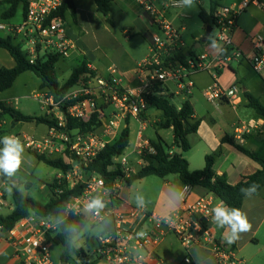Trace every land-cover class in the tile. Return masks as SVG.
<instances>
[{"label":"built area","instance_id":"obj_1","mask_svg":"<svg viewBox=\"0 0 264 264\" xmlns=\"http://www.w3.org/2000/svg\"><path fill=\"white\" fill-rule=\"evenodd\" d=\"M66 1L27 0L26 15L20 25L0 24V30L19 37L30 64L48 54H59L67 59L76 49L74 40L67 33L64 19L57 15ZM136 1L158 28V33L152 35L150 55L139 66L138 85L123 86L122 76L116 67H110L108 77L86 74L88 80L70 90L59 102H55L52 95L44 101L50 110L54 108L59 111L57 126L51 128L49 136L42 140L25 137L23 141L39 154L48 151L54 154L56 144L63 148L57 152H68L65 156L73 167L66 172L60 171L58 184H65L69 189L84 184V189L68 202L65 216L92 224L108 221L113 225L111 232L98 238L96 254L99 261L106 264H148L156 257V249L162 241L168 235H174L187 250L192 246L211 247L218 264H243L237 248L215 236L211 215L215 204L212 197L204 196L192 201L191 186L185 185L180 208L165 217H158L145 206L131 207L128 211L123 209L120 190L126 186L127 179L136 175V166L143 167V159L156 153L145 134L147 126L140 120L149 108L147 96H190L195 88L193 77L200 73L211 76V83L202 91L209 104L219 106L222 101L235 102L242 96L243 90L238 85L229 88L221 86L219 74L229 68L233 61L243 60L244 53L234 47L238 18L250 6H263V0H240L237 7H218L214 13V27L218 31L216 41L220 46L219 54L212 57L206 53L194 56L187 54L185 60L178 57L179 52L186 48L182 31L164 13L167 8L184 7L181 0H168L161 7L156 6L154 0ZM253 46L254 54L249 62L254 72L264 79V38L255 37ZM87 67L91 70L90 66ZM167 83H173L175 91L166 86ZM71 101L74 103L63 111L61 105ZM94 115H97L99 126L92 132L75 130L68 134L60 130L66 126V117L87 122ZM131 117L139 121L140 128L132 152H124L116 158L122 177L112 186H107L98 175L85 179L86 168L128 127L126 121ZM254 129L256 125L251 122L238 129L236 136L242 140L243 134ZM133 156L136 159H132ZM59 191L62 193V190ZM96 197L102 198L105 204L98 215L85 210V206ZM6 205L4 193L0 191V209ZM58 221L63 220L57 216L31 214L9 231L0 227V241L12 247L13 257L21 264H55L51 249L56 245L54 239L60 231L61 223ZM185 262L192 263L190 258H186Z\"/></svg>","mask_w":264,"mask_h":264},{"label":"crops","instance_id":"obj_2","mask_svg":"<svg viewBox=\"0 0 264 264\" xmlns=\"http://www.w3.org/2000/svg\"><path fill=\"white\" fill-rule=\"evenodd\" d=\"M5 1L6 0H0V3H4L9 8V4H6ZM110 2L111 11L106 17L98 10V7L94 0H74L75 13L73 14L70 10H67L63 18L67 25V33L71 37V39L74 40V43L76 45V49L66 60L72 57L78 58L80 60L81 58H83L82 60H85L87 62V65L91 67V70L89 69V71L92 72L94 76L100 75L104 77H108L110 67H115L110 64L112 61H115L121 67V70H119L117 67L116 68L119 70V74L122 76V85L126 87L137 86V72L139 66L150 55L152 35L155 34H151L149 25L154 26V24L152 23L151 19L145 14L136 0H110ZM239 3L240 0H238L237 3L233 2L227 6L237 7ZM221 4L222 6L226 5L222 2ZM161 6H163V4L159 5V7ZM250 7L264 10V5H253ZM116 9L120 13L119 21H124L129 11H134V13H136L137 18L136 20H133L130 24H128L129 27H126V25L123 24L119 25L124 30V34L127 36V38H129L128 34H130V38L133 36H137L136 38H139L140 43L135 41L138 45H143L146 42V47L144 45V52L141 51L139 57L136 56L135 59H132L130 62L126 60L127 56L129 55V51L125 50L124 46L119 43L117 37L112 31L115 28L116 23L119 22L114 19V11ZM248 9L249 7L239 16L237 21V28L234 32V47L244 53V58L240 61H234L237 67H234L231 64L229 69L225 71L221 76V81L225 88H229L233 85H238L243 90L242 96L235 102L222 101L219 106L210 104L217 111V118H209L207 120V118L197 116L194 110V116L191 119V122H199L200 124L198 131L189 136V140L192 144L191 149L188 152L184 153V157L188 160L191 171L204 169L206 165V157L208 155H216L214 164L215 172L219 176L223 174L227 175L228 181L232 185H236L244 178L255 174L259 169V165L249 157L240 153L233 145L224 143L223 139L226 136H230L231 138L235 139L238 144H241L243 147L254 152H258L264 147V118L258 116L254 109L248 107V100L244 96L245 92L251 93L259 98L264 105V85L262 81H259L258 77L260 76L254 72L249 62V58L254 54L253 39L257 36H261L262 38H264V18L257 12L249 13ZM164 13L166 18L172 23L173 21H175V18H178L171 16L169 13H167L166 9H164ZM23 20L24 11L22 9L21 22L9 26L20 25ZM127 28H130L131 32L129 31L130 29ZM181 31H183V29ZM10 35H12V33H10ZM205 35L206 34H200L199 36L195 37L193 40V47L195 49H203L201 52H199L202 54L208 53L212 56L218 55L220 49L218 48L217 50H215L211 47V45H201L199 48H196V44L200 42ZM185 44L187 50L192 49V47H190L186 43V41ZM132 47L135 49V51L139 49L136 44ZM130 53L137 55L135 52ZM195 54L197 55V53ZM244 64L248 65L256 74L251 75V80H248L245 74H243L242 77L239 76V73L242 71V66ZM0 66H4L8 69L14 68L16 66V61L14 60V58L6 49L3 48H0ZM76 67L77 66H75L74 68ZM74 68H72V71ZM58 70H60V73H64L66 71V68L61 67L60 69H58L57 66V72ZM203 74H207L211 83V76L208 73ZM248 74L249 72L247 73V75ZM197 75H195L194 77H199V74ZM261 79L264 80L263 78ZM87 80V77L84 75L79 81V84L84 81L86 82ZM66 81H64L63 83L60 81V83L63 85ZM209 84H207L205 87H207ZM196 86L197 83L195 82V87ZM43 91L47 92L48 90L43 89ZM172 96L178 95L172 94ZM0 102L14 107L12 103L6 98H0ZM181 106L176 107L180 109ZM14 108L17 109V107ZM248 109H252L253 112H249ZM56 110L57 109L54 108L52 110L48 108L47 115H52V112ZM56 114L58 116L59 113ZM146 114L147 112L140 117V120L147 127H149L150 124L148 119L146 118ZM160 116L161 114L158 115L157 120H155L153 123L154 130V124L159 121ZM133 121L138 125L137 131L140 128V124L137 119L133 117L128 118L126 122L127 126L130 129V137ZM251 122L256 125V129H254L250 133L243 134V139L239 140L236 136L237 130L241 129V127ZM21 123L29 122H14L9 117L0 118L1 137L6 135L7 131H12L13 129L17 128V126H19ZM50 130L51 128H49V131ZM163 130H169L173 132L172 128ZM160 131L162 130H159L156 133L155 130V133L164 140L168 147H173L174 133L172 135V142L171 144H169L166 139L160 134ZM17 136L22 139V142H24L23 138L25 137L34 138L31 134L28 133L17 134ZM150 139L152 138H149V140ZM161 179L163 180L162 183L157 186H154L153 182H148L139 197H143L144 206L150 212L154 213L158 217H165L169 214L165 210L168 199H174L177 190L182 192L185 185L181 182L178 175H169ZM2 187H7V184L3 181ZM204 196L212 197L215 205L219 201H221L216 195L209 192L203 187H191L190 200L194 201ZM5 199L7 203V198ZM120 201L122 208L126 211H128L131 207L140 206L137 203V196H134L131 191V186H124L120 190ZM181 205L182 200L180 202L179 208ZM242 211L247 215L249 222L252 224V228L250 231L242 233L240 239L236 242L238 257L242 260L243 264H264V187L258 194L246 196L244 198ZM111 227H113L112 224ZM224 231L225 229L219 228L214 224V232L217 239L224 240ZM8 250L10 251V253L7 257ZM155 255L156 257L152 259L148 264H187L185 262L186 258L191 259V264H218L211 247L192 246L189 250H187L174 235H168L162 241L160 246L156 249ZM0 264H21L19 260L13 257L12 247H10L4 241H0Z\"/></svg>","mask_w":264,"mask_h":264},{"label":"trees","instance_id":"obj_3","mask_svg":"<svg viewBox=\"0 0 264 264\" xmlns=\"http://www.w3.org/2000/svg\"><path fill=\"white\" fill-rule=\"evenodd\" d=\"M98 10L104 15L108 16L111 11L110 0H94ZM6 4H9V8L4 12L5 19L14 18L19 8L24 11V17L27 11V0H6ZM211 11L207 13L201 9L199 17L207 28L215 25L214 13L220 6L221 0H210ZM67 10L75 13L74 0H67L64 6L59 10L57 15L64 18ZM16 37L12 35L1 36L0 35V48L6 49L10 55L16 61L14 68L8 69L4 66H0V91H6L13 87L14 83L22 74L32 72L42 80L41 90L47 89L49 94L55 99V102H59L70 90L79 84L81 78L86 74L93 73L89 71L87 62L85 60L80 61L78 66L73 69L69 79L62 85L59 81L57 72V64L64 60L59 54H48L42 58L37 59L34 64H30L27 53L23 50V44L16 42ZM187 54L191 56L196 55L192 49L186 48L179 52L178 57L181 60H185ZM244 96L248 100V107L255 110L256 114L264 118V105L259 98L251 93L245 92ZM149 108H154L161 112L159 121L154 124L156 133L163 129H173L174 133V149L168 147L164 140L156 134V138L150 139V144L155 148L156 153L154 155L146 156L143 167L139 168L136 175L126 180V186H131L136 180H141L149 176H157L164 178L169 175H178L181 182L184 185L195 187H203L209 192L216 195L221 201L230 207L239 208L242 210V204L246 197L241 189H246L252 184L258 185L255 193L258 194L264 187V147L254 152L238 144L235 139L230 136H226L223 139L224 143H229L236 147V149L243 155L249 157L259 165L258 171L244 178L236 185L230 184L227 175H217L214 170V164L216 155H208L206 157V165L202 170L191 171L188 160L184 157V153L188 152L192 144L189 140V136L198 131L199 122L192 123L191 119L194 116V108L189 102L185 100L181 108L178 109L173 105L166 97L147 96ZM74 101L61 105L63 111ZM0 118L9 117L14 122H35L37 124H45L49 128L56 125V119H51L47 116H29L20 112L18 109L8 106L3 102H0ZM99 126L97 121V115H94L91 120L84 122L80 119L66 117V126L60 130L64 133L70 134L71 131H79L82 133L92 132ZM1 137V131H0ZM130 144V129L124 128L114 142L108 144L96 157V159L90 163L86 168L85 179H89L93 175L101 176L107 186H112L117 179L122 177L119 165L116 162V158L121 156ZM0 147H3L0 144ZM178 149H182L183 153H178ZM172 152V154H171ZM29 153L33 155L39 162H43L48 166H51L59 171L66 172L72 169L73 165L67 162L66 156L50 158L46 154H39L36 151L29 150ZM65 154H68L66 151ZM74 162H77L76 160ZM0 178L7 185L12 186V199L14 209L8 215L0 214V227L5 230H11L17 222L30 216L31 214H37L43 217L57 216L63 221L61 223L60 231L57 234L55 240L56 245L68 246L77 233L84 230L87 225V221H83L79 218L65 216L66 206L72 197L82 193L84 184H79L73 189H69L65 184L59 185L58 180L54 183L48 184V188L51 192V198L47 203H41L40 201L26 196L21 190L13 187L10 178L0 174ZM29 188V184L26 185ZM59 190H62L60 193ZM5 198L6 194H4ZM68 227H72L75 231L71 234L68 233ZM237 242V241H236ZM236 242L233 245L236 247ZM78 258L82 255L85 258V263L81 264H95L90 261L88 254L84 249L75 250ZM69 255L66 253L62 256L61 264H67L69 262Z\"/></svg>","mask_w":264,"mask_h":264},{"label":"rangeland","instance_id":"obj_4","mask_svg":"<svg viewBox=\"0 0 264 264\" xmlns=\"http://www.w3.org/2000/svg\"><path fill=\"white\" fill-rule=\"evenodd\" d=\"M156 6H159L160 4H166L168 0H155L153 1ZM222 3L229 5L233 2H238V0H221ZM264 2V0H263ZM211 3L210 0H193L192 6H184L179 9H171L167 8V13H169L175 18V21H173V24L175 27L180 28L182 31L183 40L186 41V43L194 48V38L199 36L200 34L204 35L206 34L207 28L204 26V23L199 17V12L201 9L205 10L207 13H210L211 11ZM8 9V6L4 3H0V24H6V25H14L16 23H20L22 20V8H19L18 13L15 15L14 18L5 19L3 16V13L5 10ZM248 12H257L259 15L263 16L264 18V10L256 9L254 7H249ZM119 11L116 9L114 11V19L118 22L119 21ZM172 17V18H173ZM137 15L134 13V11H129L127 13V17L124 21H119L116 23L115 28L112 30L115 36L117 37L119 43L124 46L125 50H128V56L126 60L130 62L132 59H135V57H139L140 52H144V45L146 47V42L142 45H138L137 42L140 43L139 38H136L137 36H133L130 38V34H128L129 38L124 34V30L122 27H120L119 24L126 25V27H129L128 24L131 23V21L136 20ZM149 25V24H147ZM151 34L158 33L157 27L154 25H149ZM130 29V28H127ZM131 32V29L129 30ZM1 36L10 35L8 31H0ZM218 35L217 29L213 26L212 32L208 37V41L202 43L201 45H211L210 37H213L216 39ZM13 37H16L14 34H12ZM137 39V40H135ZM16 42H20L19 38L16 37ZM137 41V42H135ZM135 44L139 47L137 51L132 46H135ZM203 49H195V53L201 52ZM130 52H135L137 55L131 54ZM209 55L208 53H206ZM212 57V55H209ZM83 58H81L82 60ZM78 58L72 57L68 60L64 59L61 60L58 63V69L61 67H65L66 71L63 73H60L58 70V76L59 80L63 83L64 81L68 80L69 77L72 74V68L75 66H78V64L81 61ZM240 61V60H239ZM112 66L117 67L119 70H121L120 65L112 61L110 63ZM234 67L236 66V63L233 61L231 63ZM223 70L219 74V84L224 87L221 76L222 74L227 71ZM249 74L247 75V73ZM245 76L248 80H251V75H256L253 70L246 64L242 66V71L239 73V76ZM198 76V75H197ZM194 77V81L197 83V86L192 92V95L185 96L183 94L178 96H169L167 95L166 98L170 100L172 104L179 107L181 106L185 100H189L191 105L193 106L195 110V114L199 117L207 118H217L218 113L215 110L213 106H211L206 99L203 96L202 90L205 88L207 84L210 83V79L207 76V74H199V77ZM258 77V76H256ZM259 81H262L264 85V80H262L260 77H258ZM83 82L80 84L82 85ZM42 84V80L36 76L32 72H27L22 74L16 82L14 83L13 87L6 91H0V98H6L9 100L14 107H17L18 110L23 112L25 115L30 116H47V110L48 106L44 103L46 98L48 96H51L49 92L43 91L40 88V85ZM171 90L176 89L175 85L173 83H167V85ZM17 100V102H16ZM55 100V99H54ZM53 108V106H50ZM50 109V108H49ZM111 111V108H110ZM249 112H253L252 109H248ZM146 114V118L149 121V127H147L145 134L149 138L156 137L155 130L153 129V123L155 120H157L158 115L161 114L160 111L151 108L148 109ZM145 112V113H146ZM59 113L58 110L52 112V115L49 117L51 119H56L57 114ZM143 113V115L145 114ZM59 116V115H58ZM152 126V128H151ZM138 125L133 121L132 122V132L130 137V144L128 148L126 149L125 153L130 154L134 147V142L136 138V131H137ZM28 133L31 134L34 138L37 140H42L43 138L49 136V128L45 124H37L35 122H29V123H21L17 128L13 129L12 131H7V134H14L17 136V134H23ZM160 134L166 139V141L171 144L172 142V135L173 132L169 130H162L160 131ZM22 141V139H20ZM24 145V152H25V163L22 165L21 169L16 173L15 176L10 178L11 184L13 187L18 188L21 190L26 196L33 197L36 200H39L41 203H47L51 198V192L49 188L47 187V184L54 183L56 180H58L59 177V171L51 166L46 165L43 162H39L33 155L29 153L28 150L36 151L34 148H30L27 146L25 142H22ZM62 146L60 144H56L54 151H56L54 154H51L49 151L46 153V155L50 158H57V157H64V153H59L57 151H60ZM191 155V154H189ZM132 159H136L135 156L132 157ZM140 167L136 166V169L138 170ZM162 179L157 176H149L141 180H136L131 185V191L134 196L139 197L145 186L148 182H153L154 186L160 185L162 183ZM27 184H29V188H27ZM0 189L6 194L7 197V206L0 209V214L2 215H8L12 212L14 209L13 199H12V186L7 185V187H2V180L0 178ZM112 227L111 224L106 221L103 223H95L92 224L91 222H88L84 230L80 233H77L72 238L70 244L68 246L64 245H55L51 249V258L55 264H61L62 256L64 254H68L70 259L67 264H81L79 262V258L77 254L75 253V250L84 249L86 253H88L90 261L95 264H106L104 262H101L97 259V249L99 248V242L98 238L100 235H105L109 232H111ZM180 245V244H179ZM181 246V245H180ZM10 251L7 252V257L9 255Z\"/></svg>","mask_w":264,"mask_h":264},{"label":"clouds","instance_id":"obj_5","mask_svg":"<svg viewBox=\"0 0 264 264\" xmlns=\"http://www.w3.org/2000/svg\"><path fill=\"white\" fill-rule=\"evenodd\" d=\"M185 6H192L193 0H181ZM211 47L215 50L220 48L215 38L210 37ZM221 54L223 52L221 51ZM0 174L6 177H13L21 169L25 163L24 145L20 138L14 134H7L0 137ZM258 185L252 184L246 189H241L245 196H250L256 192ZM183 199V192L177 190L175 198H169L165 210L171 214L178 210L181 200ZM137 203L143 207V197H137ZM105 208L102 198H93L86 206L85 210L88 213L98 215ZM212 222L219 228L225 229L223 233L224 240L231 245L240 239L242 233L251 230L252 224L249 222L247 215L239 208L230 207L223 201H219L211 210ZM62 223V221H58ZM68 233L75 231L74 228L68 227ZM144 235L143 232L140 233Z\"/></svg>","mask_w":264,"mask_h":264},{"label":"water","instance_id":"obj_6","mask_svg":"<svg viewBox=\"0 0 264 264\" xmlns=\"http://www.w3.org/2000/svg\"><path fill=\"white\" fill-rule=\"evenodd\" d=\"M211 32H212V26L207 27L206 35L201 39L200 42H198V43L196 44V48H199V47L201 46L202 43L207 42L208 37H209V35L211 34ZM178 153L182 154V153H183V150H182V149H178ZM79 261H80L81 263H85L86 260H85V258H84L83 255L80 257Z\"/></svg>","mask_w":264,"mask_h":264}]
</instances>
